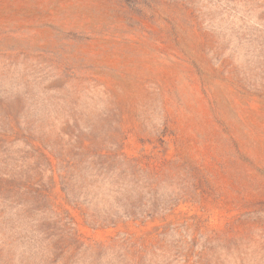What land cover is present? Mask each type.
Instances as JSON below:
<instances>
[{
    "label": "rangeland",
    "instance_id": "obj_1",
    "mask_svg": "<svg viewBox=\"0 0 264 264\" xmlns=\"http://www.w3.org/2000/svg\"><path fill=\"white\" fill-rule=\"evenodd\" d=\"M104 112L153 218L103 226L78 191L46 227L59 264H264V0H0V169L26 167L28 123Z\"/></svg>",
    "mask_w": 264,
    "mask_h": 264
},
{
    "label": "trees",
    "instance_id": "obj_2",
    "mask_svg": "<svg viewBox=\"0 0 264 264\" xmlns=\"http://www.w3.org/2000/svg\"><path fill=\"white\" fill-rule=\"evenodd\" d=\"M105 112L94 121L74 120L77 133L72 135L46 134L41 125L28 123L26 167L8 173L0 169V264H59L64 251L46 227L57 222L59 210H81L78 191L89 194L90 187L92 207L101 206L105 213L103 226L153 218L142 207L151 188L137 176L140 157L126 156L128 134L103 135ZM0 138L6 146L13 136Z\"/></svg>",
    "mask_w": 264,
    "mask_h": 264
}]
</instances>
